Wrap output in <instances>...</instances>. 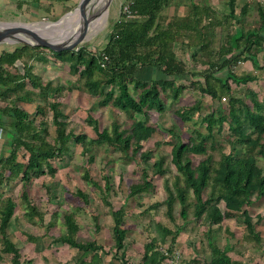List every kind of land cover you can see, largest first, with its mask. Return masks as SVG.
Here are the masks:
<instances>
[{"label": "trees", "instance_id": "16d2710c", "mask_svg": "<svg viewBox=\"0 0 264 264\" xmlns=\"http://www.w3.org/2000/svg\"><path fill=\"white\" fill-rule=\"evenodd\" d=\"M48 1L64 4L72 2ZM254 1L258 3L260 23L252 29L245 30L239 25L240 19L233 18L236 0L227 2L229 13L223 17H219L215 7L192 2L186 16L172 17L166 25L162 22V13L172 5V0H129L130 13H121L102 50L92 51L82 47L75 51L54 52L48 48L19 44L13 51L4 52L0 56V102L6 104L3 107L0 105V129L4 130L6 144L11 151L9 157L0 159V188L11 181L20 180L24 185L22 198L27 204L28 216L43 220V213L30 202L28 187L34 179L55 178L58 171L56 164L70 157L73 144L100 146L108 143L129 158L140 153L142 158L150 157L151 151L142 153V144L157 133L155 127L142 120H135L130 130L116 126L111 130L100 131L98 122L89 116L88 122L94 126L97 134V139L91 140L87 135H76L73 131H67L63 120L65 113L57 95L80 88L96 97L101 86L118 85L119 95L115 96L111 91L106 93L101 101L103 106L112 105L122 112L132 113L133 116L147 115L146 111L150 110L163 114L166 111L163 96L171 92L172 98L177 100L181 91L187 88L183 78L192 76L176 49V44L179 43L178 49L180 48L182 56L184 52L191 51V58L195 61L199 60L200 55L208 58L202 62L207 66L200 74L204 81L191 82V88L209 95L213 100L228 97L230 115L228 119L223 113H209L203 118L207 133L195 131L188 142L177 139L173 144L171 161L178 175L171 186L168 182L165 183L169 193L166 201L167 215L174 220V204L178 200L184 220L187 221L190 210L195 220L207 219L219 227L228 220H236L238 224L246 227L249 233L247 238L261 246L264 240L257 230L261 219L254 223L249 209L255 202L264 200V168L258 162V158L264 156V98L259 101L257 95L251 91V108L236 96L229 84L230 80L238 86L257 80L255 75L239 76L234 71L242 60H251L259 67L254 50L264 47V2ZM248 8L249 5L245 4L241 11L242 17L246 16ZM232 26L234 33H226L216 52L218 55L213 60L211 48L217 43L216 37L219 34L222 36V32ZM218 30H221L219 34ZM46 51L57 61L71 64L72 71L79 77L78 84L68 88L54 86L51 81L45 82L34 73L33 65L25 63L26 59L42 64L49 63L50 56H46ZM21 63L24 64L23 74L18 71L11 72L12 69H18V64ZM147 69L160 72L163 77L146 81L144 74ZM224 69H227L226 79H218L215 73ZM131 87L138 92V98L132 94ZM26 102L37 103L33 116L24 107ZM193 111L194 109L188 108L182 116L191 115ZM226 121L232 133L233 148L230 153H223L215 165L213 156H207V143L211 142L213 147L216 134L222 133V126ZM243 123L252 128L255 136L243 133ZM238 145H242V148ZM21 150L26 153V163L19 161L18 154ZM197 156L201 160L195 165L193 159ZM94 159L95 156L91 155L88 162L92 163ZM152 167L161 175L167 172L163 159L156 161ZM5 172H9V176ZM142 178L141 183L129 187V197L147 194L154 189L147 171H144ZM92 183L99 187L96 182ZM211 184L220 187L218 194L207 192ZM111 190V184L106 182V191ZM77 194L85 203L90 202L85 192L78 191ZM105 201L108 204L107 198ZM221 203L224 204L223 208ZM15 208L16 204L10 197L0 201V234L5 245L4 251L12 256V263L22 264L20 250L8 235ZM112 215L115 223L114 257L122 264H128L125 211L121 208L112 211ZM64 223L67 233L54 241L65 243L82 252L77 264H102L99 253H103L104 248L96 241L79 240L80 226L73 215L66 214ZM160 231L161 243L167 244V238L172 237L167 252L173 253L181 228L175 232L168 228ZM225 231L229 233L228 229ZM209 246L211 255L208 264H242L230 256L233 246L222 248L211 240ZM144 249L140 264H162L172 258L161 251L157 240L146 244ZM89 257L90 261H86Z\"/></svg>", "mask_w": 264, "mask_h": 264}, {"label": "rangeland", "instance_id": "374dc122", "mask_svg": "<svg viewBox=\"0 0 264 264\" xmlns=\"http://www.w3.org/2000/svg\"><path fill=\"white\" fill-rule=\"evenodd\" d=\"M80 1L72 0L66 4L58 3L59 6L53 5L55 13H49V15H44L42 12L45 11L42 10H39V13L34 17H27L19 12L18 19L13 22L30 24L38 30H42L44 25H51L63 30L71 21L75 20L76 8ZM228 1L172 0V5L165 8L162 13V22L166 25L172 17L182 14L181 7L183 5L188 8L192 2L215 7L219 12V17H223L229 13ZM128 2L129 0H111L105 25L99 30L92 31L80 48L87 47L92 51L102 50L114 24L128 7ZM260 2H264V0H260ZM245 4H248L249 8L246 16L242 17L241 11ZM257 6L258 3L254 0H236V11L233 18L240 19L239 25L245 30L255 28L260 23ZM49 7L53 8L52 5ZM187 8L183 9L186 14ZM234 31L232 26L229 30L225 29L220 36L221 30H218L217 43H214L211 48L213 60L218 55L216 52L219 50L221 40L225 39L226 33H234ZM2 45L11 51L19 46V44L8 43ZM178 47H180L179 43L176 44V49L183 61L186 62L192 76H189L188 79L183 78L187 88L181 91L177 100L172 98L171 92L163 96L166 104V111L163 114L150 110L146 111L147 115L133 116L132 113L122 112L112 105L103 106L101 101L106 93L111 91L115 96L119 95L118 85L101 86L99 95L96 97L80 88L73 92H63L57 95L58 100L62 103V111L65 113L63 118L66 123L65 128L67 131H73L76 135L84 134L91 140L97 139L94 126L88 122L89 116L98 122L100 131L111 130L116 126L130 130L135 120H142L158 131L142 144V153L152 152L151 156L147 158H142L141 153L129 158L108 143L100 146L73 144L70 157L66 158L64 162L56 164L58 171L55 178L34 179L28 187L30 202L43 213V220L28 216V207L22 198L24 185L20 180L11 181L1 187L0 201L10 197L16 204L8 235L20 250L22 264H77L82 252L65 243L54 241L55 238L67 233L64 223L66 214L73 215L79 224V240L96 241L104 248V252L99 253L102 257V264H122L114 257L116 252L113 240L115 223L112 215V211L121 208L125 211L124 227L127 231L126 260H128V264H140L145 245L154 240H157L163 253L172 257L170 261L165 260L162 264H208L211 255L210 240L222 248L227 245L233 246L234 250L230 256L242 264H264V242L261 246L253 243L249 237L247 238L249 233L246 227L238 224L236 220H228L219 227L211 224L207 219L195 220L192 210H190L186 221L181 217V205L178 200L174 204V220H171L167 215L166 201L169 193L165 183L168 182L171 186L178 175V171L171 161L173 144L177 139L188 142L195 131L207 133L203 118L209 113L213 111L217 115L223 113L228 119L230 115L228 97L222 100H213L209 95H204L196 88H191V82L204 81L200 74L207 69V66L202 62L207 61L208 58L200 55L199 60L195 61L191 58V51L184 52L182 56ZM45 53L46 56H50L49 63L42 64L29 59H26L25 63L33 65L34 73L45 82L51 81L54 86L68 88L78 84L79 77L72 71L70 63L57 61L48 51ZM254 53L257 55L259 67H256L251 60H242L234 68V71L239 76L255 75L257 80L240 86L229 81L236 96L251 108H253V98L249 95L251 91L257 95L259 101L264 98V47L254 50ZM23 70L24 64L21 63L18 64V69H12L11 72L18 71L23 74ZM226 74L227 69L217 70L215 73L218 79H226ZM162 77V73L150 69H147L144 74L146 81ZM179 82L181 83V80ZM215 84L217 85V83ZM30 89L32 88L30 87ZM131 92L135 98H138V92L132 87ZM2 103V105L6 104V102ZM23 105L32 116L35 114L37 103L26 102ZM188 108H192L194 111L191 115L183 117V112ZM48 114L51 115L50 112ZM243 127L245 135L255 136L247 123H243ZM217 130L218 126L215 128V131ZM262 138V143H264V135ZM232 139L229 123L226 121L222 126V133L216 134L213 147L211 142L207 143V156H213L215 165L223 153L232 151ZM6 141L7 137L4 134L0 140V159H6L10 155L11 150ZM238 147L242 148V145H238ZM25 155V151L19 152L20 162L26 163ZM91 155H94L95 159L89 163L88 159ZM159 159L164 160V168L167 171L165 175L159 174L152 167ZM200 160V156L194 157L193 163L197 165ZM258 162L264 168V156L259 157ZM144 171L148 172L154 189L147 194L129 197V187L143 181ZM9 174V172H5L6 176ZM92 181L96 182L99 187L94 186ZM106 182L111 184L110 192L106 191ZM78 191L85 192L89 196L90 202L85 203L78 196ZM219 191V186L211 184L207 192L218 194ZM190 197L191 195H189V199L192 201V197ZM106 198L108 204L105 201ZM220 206L223 208L224 204L221 203ZM249 211L254 223L261 219L257 230L264 240V200L255 202ZM162 228H168L174 232L181 228L171 254L167 251L172 237L167 238V244L161 243L162 233L160 230ZM225 229H228L229 233ZM4 249L5 245L0 234V264H13L12 256ZM86 261H90V257Z\"/></svg>", "mask_w": 264, "mask_h": 264}, {"label": "water", "instance_id": "95a60500", "mask_svg": "<svg viewBox=\"0 0 264 264\" xmlns=\"http://www.w3.org/2000/svg\"><path fill=\"white\" fill-rule=\"evenodd\" d=\"M87 0H81L76 10L82 11ZM111 0H108L103 11V15L109 14ZM91 24L86 22L81 28L70 33L66 38H55L54 36H44L35 26L21 22L0 23V44H25L31 47L48 48L54 52L80 49L92 32Z\"/></svg>", "mask_w": 264, "mask_h": 264}, {"label": "bare ground", "instance_id": "6f19581e", "mask_svg": "<svg viewBox=\"0 0 264 264\" xmlns=\"http://www.w3.org/2000/svg\"><path fill=\"white\" fill-rule=\"evenodd\" d=\"M107 1L108 0H87L83 10L76 11L75 20L71 21L70 24L66 26V29L60 30L59 28L52 27L51 25H41L43 29H39V31L44 36H46V34L47 36L51 34L50 36L62 39L66 38L67 36L69 37L71 32L78 30L86 22L91 24L93 31L99 30L105 25L107 15L104 16L103 11Z\"/></svg>", "mask_w": 264, "mask_h": 264}, {"label": "crops", "instance_id": "0c3cea01", "mask_svg": "<svg viewBox=\"0 0 264 264\" xmlns=\"http://www.w3.org/2000/svg\"><path fill=\"white\" fill-rule=\"evenodd\" d=\"M64 4V3H59ZM49 5H52L53 8H50ZM59 6L58 2H52L48 0H40L38 2H34L32 0H0V23L4 22H13L15 19H18L19 12L27 17H34L39 13V10L45 11L42 12L44 15H49V13H55L54 6ZM186 6L181 7L182 14H177L175 16H186L187 14L183 9H186ZM6 44V43H5ZM5 45L0 44V56L4 52H10L11 50H7ZM16 48V47H15ZM14 50V49H13ZM12 50V51H13ZM3 103L0 102V105ZM2 117V115H0ZM5 118V117H4Z\"/></svg>", "mask_w": 264, "mask_h": 264}, {"label": "built area", "instance_id": "2783aa9c", "mask_svg": "<svg viewBox=\"0 0 264 264\" xmlns=\"http://www.w3.org/2000/svg\"><path fill=\"white\" fill-rule=\"evenodd\" d=\"M125 13H130V8H129V6L128 7H126L125 8V11H124ZM4 130L3 129H0V140L3 138V136H4Z\"/></svg>", "mask_w": 264, "mask_h": 264}]
</instances>
